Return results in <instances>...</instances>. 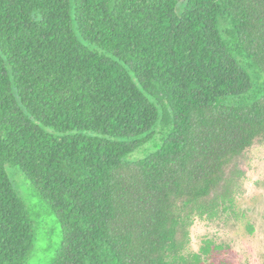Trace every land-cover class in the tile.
Returning <instances> with one entry per match:
<instances>
[{
    "label": "trees",
    "instance_id": "16d2710c",
    "mask_svg": "<svg viewBox=\"0 0 264 264\" xmlns=\"http://www.w3.org/2000/svg\"><path fill=\"white\" fill-rule=\"evenodd\" d=\"M176 6L0 0V264L34 250L7 166L55 214L52 264H240L227 242L194 249L190 233L239 216L244 167L264 145V0ZM159 127L154 150L125 161Z\"/></svg>",
    "mask_w": 264,
    "mask_h": 264
},
{
    "label": "rangeland",
    "instance_id": "374dc122",
    "mask_svg": "<svg viewBox=\"0 0 264 264\" xmlns=\"http://www.w3.org/2000/svg\"><path fill=\"white\" fill-rule=\"evenodd\" d=\"M177 2L176 13L181 15L185 9L186 0ZM219 30L224 39L231 30L228 21L219 19ZM227 37V38H226ZM231 46L233 44V41ZM162 113L158 124L160 125ZM167 127H159L154 140L125 158V161H135L150 154ZM244 179L241 181L240 193L237 198L239 216H233L228 222L197 223L190 233L192 247L197 248L203 236H216L227 242L231 255L240 264H264V145L254 148L247 159ZM6 171L18 197L23 202L31 220L34 232V250L25 264H52L62 243V231L51 208L43 202L33 189L30 182L16 168L7 166ZM243 217H240V216ZM244 218V219H243ZM245 221L253 226V233L244 229Z\"/></svg>",
    "mask_w": 264,
    "mask_h": 264
}]
</instances>
